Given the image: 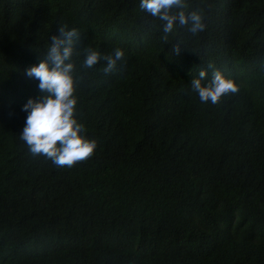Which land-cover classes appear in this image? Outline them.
<instances>
[{
  "label": "trees",
  "instance_id": "obj_1",
  "mask_svg": "<svg viewBox=\"0 0 264 264\" xmlns=\"http://www.w3.org/2000/svg\"><path fill=\"white\" fill-rule=\"evenodd\" d=\"M139 2L0 0V264H264V0H186L206 28L168 42ZM60 24L97 141L71 168L19 139ZM86 47L121 48L123 71L84 70ZM209 63L240 87L216 105L190 91Z\"/></svg>",
  "mask_w": 264,
  "mask_h": 264
},
{
  "label": "clouds",
  "instance_id": "obj_2",
  "mask_svg": "<svg viewBox=\"0 0 264 264\" xmlns=\"http://www.w3.org/2000/svg\"><path fill=\"white\" fill-rule=\"evenodd\" d=\"M186 0H140L139 8L150 14L162 25L161 39L168 42L177 27L190 25L188 31L197 35L205 30L204 17L198 10L187 11ZM58 35L50 37V46L39 63L26 70L29 78L39 81L38 89L46 93L41 100L29 99L22 107L27 113L25 124L19 139L27 146L28 153L42 156L56 167L75 166L85 162L94 155L97 148L95 139H88L83 134L86 129L76 118V87L81 76L75 74L72 61L73 45L78 41L80 33L68 29L67 25L57 27ZM172 52L179 55L180 45L175 44ZM125 53L121 48L114 49L111 54H101L94 48L84 49V70L91 69L100 61H105V75L123 71L118 66L124 61ZM211 77L204 68L198 77L190 81V91L198 95L201 103L219 104L222 98L240 91L239 85L226 77L221 70L211 63Z\"/></svg>",
  "mask_w": 264,
  "mask_h": 264
}]
</instances>
